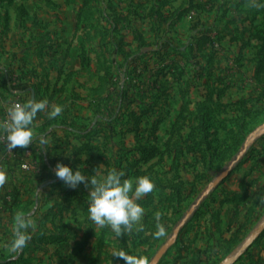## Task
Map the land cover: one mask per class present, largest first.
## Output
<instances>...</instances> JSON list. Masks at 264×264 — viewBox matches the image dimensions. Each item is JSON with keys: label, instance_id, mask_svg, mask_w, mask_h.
Masks as SVG:
<instances>
[{"label": "rangeland", "instance_id": "obj_1", "mask_svg": "<svg viewBox=\"0 0 264 264\" xmlns=\"http://www.w3.org/2000/svg\"><path fill=\"white\" fill-rule=\"evenodd\" d=\"M32 99L63 111L0 147V264H150L177 227L158 264H264V0H0V121ZM58 162L149 176L144 230L95 225Z\"/></svg>", "mask_w": 264, "mask_h": 264}, {"label": "clouds", "instance_id": "obj_2", "mask_svg": "<svg viewBox=\"0 0 264 264\" xmlns=\"http://www.w3.org/2000/svg\"><path fill=\"white\" fill-rule=\"evenodd\" d=\"M49 119L61 116L63 108L60 105L51 106L46 99L28 100L24 103L14 102L7 109V119L0 121V132L6 137L9 149L27 148L34 138L33 123L38 113L45 112ZM41 144L46 145L47 139L42 138ZM55 175L69 187L75 188L81 183H87L88 219L95 225L109 226L111 230L122 235L133 230L143 231L142 223L145 209L139 203L144 196L151 193L155 187L152 179L147 176L125 178L122 170L111 169L100 177H89L79 168L73 170L69 165L58 162ZM0 175V183L4 182ZM162 213H155L156 238L166 236V228L161 223ZM116 255H119L117 253ZM126 264H136L122 257Z\"/></svg>", "mask_w": 264, "mask_h": 264}, {"label": "water", "instance_id": "obj_3", "mask_svg": "<svg viewBox=\"0 0 264 264\" xmlns=\"http://www.w3.org/2000/svg\"><path fill=\"white\" fill-rule=\"evenodd\" d=\"M262 130L264 131V126L262 127ZM241 154H243V152ZM235 163L236 161L231 163L230 166L222 172V174L213 182V186H217L225 178L228 177ZM194 208L195 207H193L191 211H193ZM179 230H180V227H177L174 232V235L160 248V250L157 252V254L155 255L154 259L152 260L150 264H158V262L161 260L163 255L167 252V250L176 242ZM263 230H264V221L262 225L257 229L256 233L245 243V247L248 248L260 236ZM229 262H230V259H226L221 264H230Z\"/></svg>", "mask_w": 264, "mask_h": 264}, {"label": "built area", "instance_id": "obj_4", "mask_svg": "<svg viewBox=\"0 0 264 264\" xmlns=\"http://www.w3.org/2000/svg\"><path fill=\"white\" fill-rule=\"evenodd\" d=\"M19 103H21V102H19ZM0 147L1 148H5L10 153L16 150V149L11 150V149H9L7 147V145H6V137H5V135L2 132H0ZM32 154H33V147L32 146H29V147L24 149V155H25L26 158H29V159L32 158ZM29 159H25L24 163L22 164V167L25 170H31L34 167L33 164L28 161ZM1 168L2 167L0 165V173H1Z\"/></svg>", "mask_w": 264, "mask_h": 264}, {"label": "trees", "instance_id": "obj_5", "mask_svg": "<svg viewBox=\"0 0 264 264\" xmlns=\"http://www.w3.org/2000/svg\"><path fill=\"white\" fill-rule=\"evenodd\" d=\"M220 94H221V93H220ZM220 94H219V96H220ZM211 97H212V94H211V93H209V95H208L207 99H211Z\"/></svg>", "mask_w": 264, "mask_h": 264}, {"label": "crops", "instance_id": "obj_6", "mask_svg": "<svg viewBox=\"0 0 264 264\" xmlns=\"http://www.w3.org/2000/svg\"><path fill=\"white\" fill-rule=\"evenodd\" d=\"M259 242V241H258ZM258 242H256V244L255 245H258ZM239 259V258H238Z\"/></svg>", "mask_w": 264, "mask_h": 264}]
</instances>
